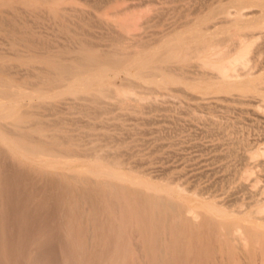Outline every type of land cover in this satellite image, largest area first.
<instances>
[{
    "label": "bare ground",
    "instance_id": "1",
    "mask_svg": "<svg viewBox=\"0 0 264 264\" xmlns=\"http://www.w3.org/2000/svg\"><path fill=\"white\" fill-rule=\"evenodd\" d=\"M79 1L85 0H0V14L19 19L20 12L25 18L51 20L47 28L56 26L52 36L71 37L69 45L48 47L35 43L26 28L3 30L0 264H207L210 258L217 261L215 255L219 262L224 258L226 264H239L236 251H256L264 264L260 226L220 222L213 204L206 213L183 204L180 197L188 190L182 184L145 180V169H135L130 156L122 158L121 153H129H119L115 136L101 134L113 130L104 120L97 126L81 121L74 125L48 113L55 109L77 115L80 109L98 106L105 109L97 111L94 117L99 119L106 105L127 100L137 105L151 95L160 96L159 90L168 85L212 94L214 99L233 93L247 102H264V0H216L179 26L159 32L152 43L141 33H131L136 28L132 16L142 5L124 0H112L113 11L106 9L95 21L106 37L86 41L83 32L61 21L76 23L71 17L76 19L81 11ZM97 4L91 5L96 11L101 8ZM105 31L114 35L108 37ZM100 37L107 39L104 44ZM11 63L28 74L19 79L6 74L4 68ZM249 152L244 159L257 153ZM253 213L258 212L249 215Z\"/></svg>",
    "mask_w": 264,
    "mask_h": 264
},
{
    "label": "rangeland",
    "instance_id": "2",
    "mask_svg": "<svg viewBox=\"0 0 264 264\" xmlns=\"http://www.w3.org/2000/svg\"><path fill=\"white\" fill-rule=\"evenodd\" d=\"M86 1L88 5L85 4ZM91 1L85 0V3L79 1L78 5L80 4L79 6L81 7L79 8L81 9L79 10L81 11L78 13H83L80 17H77L79 16L78 13L76 14V19L71 17V15H65V17H68H66L67 20L71 17V19L73 18L74 20L73 22H76L77 24H70V21L67 22L66 19L61 21L65 22H62L63 26L67 24L66 26L70 29L77 30L79 33L83 32L80 35L86 39V41L92 40L94 42L95 38L100 35L101 37L103 36L102 31H104V28L102 29V26L96 23L98 21L96 19H99L98 15L101 14L103 16V13L107 10L112 12L113 10H111V6L116 5H113L114 2L112 0H93L92 3ZM116 1L119 2L120 0ZM167 1L124 0L123 4L127 2L126 4L129 5H142V8L139 7L136 9H139L138 11L141 10V13L136 10V12L134 11V15L132 13L133 19L135 17L134 23L136 24L134 25H136V28H131V33L136 35L141 33V38L144 37L145 41H149H147V43H152L155 38L156 40L157 37L159 38V32L169 31L174 26H179L182 22L193 18L195 14H191L195 13L196 10L197 12H203V8L214 3L216 0ZM96 4L101 6V8L103 7L102 9L100 8L101 11H99L100 9L98 10L99 7H96L97 11L94 10L93 7H95ZM123 4H121V6ZM91 5L93 7H91ZM90 14H92L91 17ZM43 15L46 18V13ZM16 17H19V19L0 14V41L5 34L3 31L4 29L26 28V30L28 29L29 31V37L35 43L40 41L39 43L48 47H51L53 44L57 46H66L67 44H70L69 41L71 37L65 33H59L57 36L55 35V37L52 36L56 26L52 25L53 28L50 27L53 30L47 28L49 25L51 26V24H53L51 20L46 21V19L41 18L35 19V17H30V19L29 17L25 18L24 14L20 12L16 14ZM24 18L29 20L27 24L26 22H23L26 21ZM77 18H79V20ZM76 20H81V22ZM16 21L18 22L16 23L17 25L14 23ZM50 21L52 23H50ZM130 21L131 20H129V22ZM92 23L96 24L94 25ZM31 29L34 31L32 32ZM107 32L106 34L108 37L114 35V33L110 31L111 33L108 32L110 34L109 36ZM40 34H42L41 37L39 36ZM44 36H46V38ZM104 36L106 37L105 34ZM101 37L99 41L104 44L105 38L101 40ZM151 39L152 41L150 42ZM50 41L53 43L51 42V44ZM99 41L97 40V43H100ZM145 41H143V43ZM14 64L15 63H11V65L8 64L4 68V72L6 74L9 73L8 75H10V73H15L16 75L11 74L15 79L25 77V74H28L21 71L23 67L20 68ZM10 66L13 68H10ZM186 67H182L183 69L181 72H183V74H185L184 72L187 70ZM11 69L13 70L11 71ZM20 73H22V76ZM18 74L20 76H18ZM262 78L264 79V75ZM26 82L29 83L30 81L27 80ZM262 82L264 83V81ZM167 87L165 90H159L160 94L158 95L161 97L157 96L155 98L154 95H151L149 96L150 98L147 97V100L145 99L139 102V104L137 103V105L135 104L136 102L134 103L130 100L131 103L128 100L127 103L126 101L115 102V106L120 105L117 107L119 111L114 105H111L112 107L106 105V116L103 114L99 119L94 116H97V111H103L105 109L98 110V106H90V109H87L86 111H83V109L81 111L80 109V113L77 115L67 114L65 116V114H59L55 109H53L54 112L51 109L48 113L54 115V119L59 118L58 120H71L72 122L70 123L74 125H82L84 123L97 126L105 121L104 125L107 126L105 127L110 130L113 129L114 131L112 130L111 132L105 133L101 132V134H105V136L112 138L115 136V142L120 143V146H118L119 153H121V151L127 152V154L129 153L128 155H126V153H121L122 158L124 156L123 159H126L127 156H130L129 160L135 162V169L138 168L137 170L140 172L145 169L144 174L141 173V177L145 180L155 183L170 181L173 182V184H182L181 187L183 189L187 188L188 191H186L187 194H182L180 198L182 199V203H186L185 205L190 208L196 209V211L201 213H206L207 208H211L209 204H213L218 211V213L213 211L214 216L218 221L230 225L241 222V224L246 223L249 226H260L261 229L264 230V154H262L264 151V102L261 103L257 100L247 102V98L244 99L245 97H242V99L240 97V99L237 96L235 97V94L233 93L232 95L234 97L228 95L224 98H222V96L218 98L216 95L214 99L212 94L207 95L194 91L193 93L189 91L187 93L185 90H179V86L177 87L173 85H168ZM174 87L175 89H173ZM235 98L239 100L235 101ZM148 101L152 103L150 104ZM127 104L128 106H126ZM121 106L122 108L120 109ZM80 107L82 108V106ZM110 108L116 109L113 111L111 110L112 112H110L108 111ZM77 110L78 107L76 111ZM252 111H254L253 113L255 114L257 113L259 117H253V114L251 113ZM91 112H93V114ZM87 116L90 118L88 117L87 119ZM109 117H115L116 120H111ZM107 119L109 120L108 123ZM79 121L83 123H78ZM109 134H113L114 136ZM248 151H250L249 153L257 151V153L255 152L256 155L252 156V159H244V155L246 153L248 154ZM138 160L139 162L141 161V164ZM144 161L146 164H144ZM251 189H254L256 193L253 191V195H250ZM256 210L258 213L249 215L251 211L255 212ZM241 211L242 213H238ZM242 218H244L243 221ZM256 222H258V225H256ZM215 245H217L215 246V249H217L219 247L218 243ZM243 252L245 254H243ZM255 252L252 254L250 253L249 255L248 252L246 253L245 251H242V253L241 251H236L235 253H237V258L238 256H241L240 259L238 258L239 264H262V259L261 257L259 258V253L258 256ZM215 257L216 259L218 257L217 261L215 258H210L208 263L214 264V261H216L218 264H226L223 260L224 258L219 262L220 256L215 255Z\"/></svg>",
    "mask_w": 264,
    "mask_h": 264
}]
</instances>
